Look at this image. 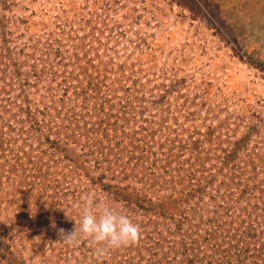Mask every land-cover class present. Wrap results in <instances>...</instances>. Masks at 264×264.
Masks as SVG:
<instances>
[{
    "label": "rangeland",
    "instance_id": "rangeland-1",
    "mask_svg": "<svg viewBox=\"0 0 264 264\" xmlns=\"http://www.w3.org/2000/svg\"><path fill=\"white\" fill-rule=\"evenodd\" d=\"M0 264H264V0H0Z\"/></svg>",
    "mask_w": 264,
    "mask_h": 264
},
{
    "label": "clouds",
    "instance_id": "clouds-1",
    "mask_svg": "<svg viewBox=\"0 0 264 264\" xmlns=\"http://www.w3.org/2000/svg\"><path fill=\"white\" fill-rule=\"evenodd\" d=\"M79 220L71 231L58 229L60 239L72 246L79 240H87L98 256L110 250L130 246L138 241L140 226L127 215L114 208L106 201H96L91 195L81 197ZM53 227L55 225L53 224Z\"/></svg>",
    "mask_w": 264,
    "mask_h": 264
},
{
    "label": "trees",
    "instance_id": "trees-1",
    "mask_svg": "<svg viewBox=\"0 0 264 264\" xmlns=\"http://www.w3.org/2000/svg\"><path fill=\"white\" fill-rule=\"evenodd\" d=\"M105 188L108 189V192H110L112 195H117L118 191H121V189L113 190V187L111 184L110 185L105 184ZM124 201L126 202V204L135 205L136 208H139L141 210L144 208L142 201L136 198L135 196L131 197V196L124 195Z\"/></svg>",
    "mask_w": 264,
    "mask_h": 264
}]
</instances>
